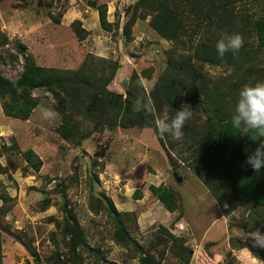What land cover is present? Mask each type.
Wrapping results in <instances>:
<instances>
[{
  "label": "rangeland",
  "instance_id": "374dc122",
  "mask_svg": "<svg viewBox=\"0 0 264 264\" xmlns=\"http://www.w3.org/2000/svg\"><path fill=\"white\" fill-rule=\"evenodd\" d=\"M165 1L182 23L176 41L154 29V11L139 0H0L1 75L20 76L22 52L36 65L61 70H79L87 59L84 72L100 75L109 91L123 100L150 99L155 108L152 127L102 125L77 143L92 123L45 90L32 91L39 102L28 119L5 115L0 102L2 264L264 261V248L248 240L257 229L264 233V209L223 190V211L190 169L195 164L210 188L219 182L212 130L232 121L245 85L264 82V46L252 26L264 14V0ZM224 3L233 21L227 29L241 32L242 49H250L241 68L193 54L199 44L216 46L219 36L230 35L221 31ZM167 75L172 86L163 88ZM164 92L176 108L165 103ZM41 107L54 108L56 119H43ZM184 107L191 117L183 137L161 136L156 118L166 113L170 121ZM29 149L42 161L39 170L23 156ZM159 184L177 193L181 209L170 212L157 200L150 186ZM119 223L133 242L119 241Z\"/></svg>",
  "mask_w": 264,
  "mask_h": 264
},
{
  "label": "trees",
  "instance_id": "16d2710c",
  "mask_svg": "<svg viewBox=\"0 0 264 264\" xmlns=\"http://www.w3.org/2000/svg\"><path fill=\"white\" fill-rule=\"evenodd\" d=\"M139 4L148 6L154 11L152 25L161 36L175 41L179 40L182 23L174 11L168 7L165 0H139ZM228 4H222L224 14L220 16V23L223 27L221 31L229 32L232 35L227 29L233 25L231 17L226 14ZM99 21L102 28L108 29L109 23L106 19L105 10L102 8L99 11ZM252 26L255 30L258 46H264V14L253 18ZM240 33L238 32V34ZM219 38L221 37L219 36ZM249 50L246 51L241 48L237 55H233L229 51L221 57L217 53L216 46H212L210 43H202L194 49L193 54L199 60L210 63H218L222 58H225L235 68H241L249 61ZM22 54L25 56V63L19 77L9 79L0 74V102L5 115L18 119H28L39 102L38 97L32 95V91L43 89L56 98L59 103H69L74 106L78 109L82 120L92 123L88 131L80 134L77 143L87 139L93 131L98 130L102 125L110 128L152 127L149 112L133 111V105L137 98L130 101L127 97L123 100L117 96L118 94L107 89L100 75L95 73L87 75L84 72L87 59L84 61V66L79 70H61L36 65L29 55L23 52ZM114 65L117 68V63ZM170 65H174V63L172 62ZM170 77L167 75V79L164 80L166 86L163 88L169 84L172 86ZM164 81L162 80V82ZM108 95L115 97V100L107 98ZM163 96H166L164 100L167 105L172 108L177 107L176 103L170 100L171 96L168 93L164 92ZM219 126V129L215 128L214 130L211 129L212 126L208 127V131L212 130L213 134L215 133L216 139L210 148L218 166L215 172L219 182L210 188L195 164H191L190 169L210 189V193L219 201L223 211L224 207L220 199L223 190L235 200L258 205L264 209V168L257 172L246 163L247 157L259 147L260 143H264V137L256 135L253 130L235 127L231 120L222 121ZM252 137L256 140H253ZM23 156L29 163L36 160V163H33V168L35 170L40 169L42 161L31 149L23 152ZM221 174L223 177H219ZM150 192L166 210L174 212L181 209V204L177 201V193L172 188L159 184L150 186ZM140 196V192L135 193V198ZM118 234L121 236L119 241L124 240L123 243L133 242L120 226V223ZM243 242L244 246H249L246 244L248 240ZM0 264H2L1 245Z\"/></svg>",
  "mask_w": 264,
  "mask_h": 264
},
{
  "label": "clouds",
  "instance_id": "9594fccd",
  "mask_svg": "<svg viewBox=\"0 0 264 264\" xmlns=\"http://www.w3.org/2000/svg\"><path fill=\"white\" fill-rule=\"evenodd\" d=\"M244 43L240 34H222L216 43V50L219 56L223 57L226 52L231 51L237 55ZM134 112H154L155 108L152 101L145 100L143 97L137 98L133 105ZM41 116L45 120L56 119L58 113L54 108H40ZM191 117V112L183 110L177 111L174 118L169 121L167 114L157 117L155 120L156 128L161 136L169 134L173 139L179 140L183 137L182 131L185 122ZM235 127H244L245 130H253L256 135L264 137V82L254 85H245L239 93V99L235 107V115L232 117ZM253 140H256L252 137ZM246 163L257 172L264 168V143L247 157ZM248 240L253 248H264V233L259 229L248 234ZM254 264H264V261L256 259Z\"/></svg>",
  "mask_w": 264,
  "mask_h": 264
},
{
  "label": "crops",
  "instance_id": "0c3cea01",
  "mask_svg": "<svg viewBox=\"0 0 264 264\" xmlns=\"http://www.w3.org/2000/svg\"><path fill=\"white\" fill-rule=\"evenodd\" d=\"M193 264H195V262H192Z\"/></svg>",
  "mask_w": 264,
  "mask_h": 264
}]
</instances>
